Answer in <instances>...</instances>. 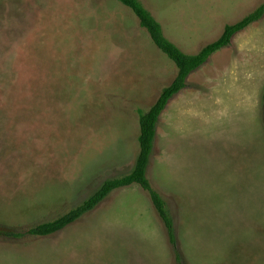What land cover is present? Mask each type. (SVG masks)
<instances>
[{
  "label": "rangeland",
  "instance_id": "374dc122",
  "mask_svg": "<svg viewBox=\"0 0 264 264\" xmlns=\"http://www.w3.org/2000/svg\"><path fill=\"white\" fill-rule=\"evenodd\" d=\"M115 1L0 0V264H264V18L194 71L160 118L148 176L176 244L138 184L53 235L6 236L129 174L140 113L178 74ZM141 1L188 54L264 2Z\"/></svg>",
  "mask_w": 264,
  "mask_h": 264
},
{
  "label": "trees",
  "instance_id": "16d2710c",
  "mask_svg": "<svg viewBox=\"0 0 264 264\" xmlns=\"http://www.w3.org/2000/svg\"><path fill=\"white\" fill-rule=\"evenodd\" d=\"M119 1L131 8L138 16L141 26L148 31L156 46L176 64L178 74L172 83L163 89L151 108L145 113H140V134L138 137L140 151L136 164L129 174L105 181L101 188L81 205L54 220L40 223L25 232L6 233V236L10 238H20L27 235L47 237L58 233L94 210L116 189L138 184L149 194L155 209L166 226L171 243L176 244L174 218L164 197L154 188L148 176L160 118L170 100L187 87V80L194 71L206 64L215 53L231 45L233 38L238 33L264 18V2L242 20L227 25L223 34L216 41L207 44L196 54H188L166 36L162 24L141 0ZM177 258L180 260L178 253Z\"/></svg>",
  "mask_w": 264,
  "mask_h": 264
},
{
  "label": "crops",
  "instance_id": "0c3cea01",
  "mask_svg": "<svg viewBox=\"0 0 264 264\" xmlns=\"http://www.w3.org/2000/svg\"><path fill=\"white\" fill-rule=\"evenodd\" d=\"M111 1H113V4H117L115 0H111ZM118 1H119V0H118ZM120 2H121V1H120ZM121 3H122V2H121ZM124 5H125V4H124ZM109 6H114V5H109ZM127 7H128V6H127ZM130 9H131V8H130ZM131 10H132V9H131ZM132 11H133V10H132ZM102 17H103L102 15H101V16H100V15L98 16V18L100 19V22H101V20H102V19H101ZM98 23H99V22H98ZM99 24H100V23H99ZM101 25H103V24H101ZM103 26H104V25H103ZM98 27H100V25H97V26L95 27V29H97ZM141 27H142V26H141ZM117 44H118V43H117ZM118 45L121 46V44H118ZM125 49H127V48H124V50H125ZM139 134H140V133H139Z\"/></svg>",
  "mask_w": 264,
  "mask_h": 264
}]
</instances>
